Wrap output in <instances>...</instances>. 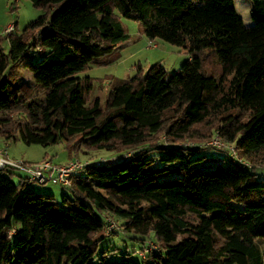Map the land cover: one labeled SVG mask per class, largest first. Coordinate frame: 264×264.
<instances>
[{"label":"trees","instance_id":"obj_1","mask_svg":"<svg viewBox=\"0 0 264 264\" xmlns=\"http://www.w3.org/2000/svg\"><path fill=\"white\" fill-rule=\"evenodd\" d=\"M30 2L42 14L0 47L3 145L124 157L75 171L61 203L0 170V264H264V0H250L249 26L234 0ZM121 17L188 58L173 72L156 62L111 79L102 106L79 73L128 38ZM213 134L235 153L208 144ZM206 148L232 164L207 167L195 155ZM109 221L119 229L106 233ZM119 232L135 234L141 260L98 253Z\"/></svg>","mask_w":264,"mask_h":264},{"label":"rangeland","instance_id":"obj_2","mask_svg":"<svg viewBox=\"0 0 264 264\" xmlns=\"http://www.w3.org/2000/svg\"><path fill=\"white\" fill-rule=\"evenodd\" d=\"M235 9L237 15L242 19L245 26L252 24L250 18V0H234ZM42 14L40 8L34 7L30 0H0V47L5 51L8 50V41L5 38V29L9 25H12L15 33H20L23 28L36 17ZM121 23L128 34V38L112 52L104 54L95 58L94 62L89 65L87 70L79 73V75H89L94 78V87L92 91L93 96L100 98L101 105H104L106 96L109 90V82L111 79H125L130 78L136 74L138 67L141 68L142 73H146L148 68L156 63L160 62L168 72L177 70L181 64L188 58L186 49L170 44L162 39H148L138 21L133 19L121 17ZM151 41V42H150ZM150 43L155 44L152 46ZM39 56H35L38 59ZM23 76L33 87L34 93H40L38 84L33 79V74L23 69ZM42 93V92H41ZM40 93V94H41ZM216 135L213 134L212 137ZM0 143L3 144L0 138ZM225 143V142H224ZM225 147L230 148L231 146L225 143ZM222 147V148H225ZM220 148V149H222ZM8 155L14 159L22 160H37L46 156L52 160L53 164H65L72 159H78L81 162L91 161L96 162L98 160L104 161H119L123 159L122 154L113 153L109 151H93L90 154H84L78 152L76 156L70 157L66 151L64 144L50 145L48 147H42L39 145L31 144L25 145L22 141L16 140L9 142L6 145ZM195 155H202L209 159H205L204 163L207 167L214 166L216 164L231 165L232 161L226 157L224 151L206 148L195 152ZM48 159V160H49ZM41 161V160H40ZM27 162V161H26ZM39 162V161H37ZM63 162V163H62ZM8 171L12 172L11 179L16 182L22 173L8 169L2 171L4 175H8ZM259 179H264V169L257 168L255 170ZM167 176L166 178H168ZM27 186L32 187L35 191L43 193L53 194V200L56 203H61L64 195L69 196V190L60 184H52L46 182L44 184L39 183H27ZM102 217V215H100ZM133 233L119 232L118 234L106 235L100 242L98 247V253L100 254L103 249L116 248V253H109V258H120L121 254L129 252L131 258L135 260H141L139 254V247L141 243L133 237ZM149 244L158 247L155 242ZM261 251L264 260V244L261 243Z\"/></svg>","mask_w":264,"mask_h":264},{"label":"built area","instance_id":"obj_3","mask_svg":"<svg viewBox=\"0 0 264 264\" xmlns=\"http://www.w3.org/2000/svg\"><path fill=\"white\" fill-rule=\"evenodd\" d=\"M14 30L12 25H9L4 30L6 34ZM151 42V41H150ZM152 46L155 44L150 43ZM208 144L217 148L225 147V143L216 134L208 142ZM231 151L235 153L233 147H230ZM102 160L96 162L85 161L81 162L78 159H72L65 164H53L49 160H41L39 162H26L22 159H14L8 155L6 147L0 143V170L10 169L22 173L28 180L39 184L51 182L52 184H60L64 187L70 186L71 175L84 167L88 163H94L98 165ZM104 161V160H103ZM119 229V225L115 221H109L105 232H113ZM151 249H156L155 246L150 244Z\"/></svg>","mask_w":264,"mask_h":264},{"label":"crops","instance_id":"obj_4","mask_svg":"<svg viewBox=\"0 0 264 264\" xmlns=\"http://www.w3.org/2000/svg\"><path fill=\"white\" fill-rule=\"evenodd\" d=\"M47 154H45V156H42V158H40V159H37V160H35V159H33V160H25V161H27V162H37V161H40V160H42L43 158H45V159H49L47 156H46ZM22 159V158H21ZM49 161H50V159H49ZM51 162H53L52 160H51ZM63 163V162H62ZM42 191H45V190H42Z\"/></svg>","mask_w":264,"mask_h":264}]
</instances>
